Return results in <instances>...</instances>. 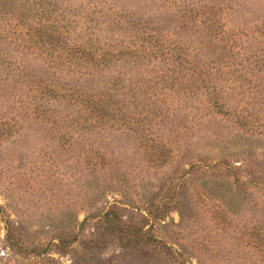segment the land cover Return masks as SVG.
<instances>
[{"label":"rangeland","instance_id":"374dc122","mask_svg":"<svg viewBox=\"0 0 264 264\" xmlns=\"http://www.w3.org/2000/svg\"><path fill=\"white\" fill-rule=\"evenodd\" d=\"M179 262L264 264V0H0V264Z\"/></svg>","mask_w":264,"mask_h":264},{"label":"trees","instance_id":"16d2710c","mask_svg":"<svg viewBox=\"0 0 264 264\" xmlns=\"http://www.w3.org/2000/svg\"><path fill=\"white\" fill-rule=\"evenodd\" d=\"M246 175L244 176L245 180L240 181L242 184H252L253 181L257 180L258 178H255V173L252 169H246ZM239 181V180H238ZM248 196L250 199L252 198V195H243ZM248 198V199H249ZM245 199V198H244ZM243 199V200H244ZM249 201V200H248ZM252 201V200H250ZM115 204H120L119 201L114 200L113 203L108 205V208L98 214L97 222L103 224V231L108 232L109 234H113L114 236H117L118 241H120V244L122 246H139V243H153V242H160L156 240V238L153 235H150L149 232L144 231L143 227H134L133 225L126 224L121 220L120 215L118 214V209L115 207ZM148 216L153 217L155 219H161V217L158 214L152 213L150 210L147 212ZM89 217V216H87ZM86 220V217L84 221ZM143 220L148 221L149 219L145 216H143ZM83 225V222L81 223ZM74 240H67L65 242L64 239L58 238V244L61 246V243L67 245L68 243H71ZM67 243V244H66ZM163 243V242H162ZM163 245L166 247V250L171 254V256H177V254L172 252V249L170 247H167L164 243ZM64 247V246H61ZM181 264H184L183 262H179Z\"/></svg>","mask_w":264,"mask_h":264}]
</instances>
